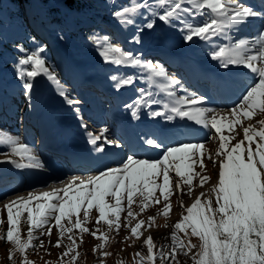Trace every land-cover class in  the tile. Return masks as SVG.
<instances>
[{"label":"snow or ice","instance_id":"obj_1","mask_svg":"<svg viewBox=\"0 0 264 264\" xmlns=\"http://www.w3.org/2000/svg\"><path fill=\"white\" fill-rule=\"evenodd\" d=\"M160 4L168 6L164 7L163 14H160L158 19L169 26H173V20L179 22L185 42L195 43L196 39L207 42L214 37L225 41L212 46L210 58L217 61L220 67L230 71L233 68L247 69L251 83L242 85L241 98L225 114L201 106L204 97L194 93L175 99L171 106L164 104V108L169 109L167 113L158 110L149 112L152 117L163 116L166 120L172 121L175 116L187 122H193L201 129H207L208 142L213 137L218 138L219 144L215 156L219 158V164L218 178L210 189L211 194L202 201L201 197H205L206 194L203 191L200 192L194 202L187 207L181 202L180 207L186 214L182 212V218L173 227L171 252L168 253L160 248L154 253L155 245L151 236L143 241L147 246V264H155L156 260L164 264L165 259L175 260L178 251L187 254L196 249L197 245L191 240L185 245L177 236V232H184L187 235V229L191 230L192 236L199 238V250L191 257L193 264H264V119L258 121L259 128L252 123L247 126L242 124V119L251 120L254 114L264 113V10L257 11L250 5L242 3L241 0H186L187 6L184 0H160ZM149 7L147 3L134 5L124 8L123 11H116L114 15L122 23L132 25L134 21L129 18V15L137 14L140 8ZM185 16L190 17L192 21H195L198 16L202 19L198 24L189 23L184 19ZM154 25V19L147 20L142 28L136 30L134 42L140 43L141 33L145 29H154ZM244 27H254L255 31L250 36L238 39L232 35L233 32H239ZM43 51V48L32 51L19 61L20 66L31 68V70H25L20 67L18 71V76L23 80L22 87L29 94L34 86L33 78L40 73L59 85L53 73L45 67V60L41 55ZM99 55L104 61L116 65H141L140 57L126 49L113 46L107 39L103 42ZM143 66L152 69L158 76H166L165 70L159 65L147 63ZM130 83H132L131 77L125 78L117 87ZM168 83L171 86L180 85L181 82L169 80ZM59 94L65 98L69 106L75 103L62 88ZM141 95H144V90H141ZM151 102L160 103V101ZM139 103L140 100H137L136 104ZM229 113L231 119L228 118ZM132 115L134 118H139L138 110H133ZM222 120H227V123H222ZM236 125L242 128L243 139L232 145L231 140L239 135L235 130ZM225 132L233 133V135H225ZM98 139L99 137L92 136L90 142L95 145ZM146 143L157 149L163 148L162 158H134L136 153L133 152L132 155L127 156L126 161L120 162L121 166L108 168L100 171L98 175L89 176L87 182L81 180L80 184L76 185L74 194L70 195V192L73 190V183L78 179L76 177H73L69 185L64 188L63 196L53 191L43 192L39 196L29 194L27 200L18 198L20 199L18 204L12 201L6 205L9 227L2 238L12 243L15 250L25 253L26 249L35 247L32 243L35 239L34 230L46 228V234L51 235L52 221L59 229L61 237L65 231L71 232L72 228L79 229L80 233L90 232V229L84 227L79 219L78 214L82 208L84 221L89 220V210L94 208L99 214L97 224L103 221L109 228L115 227L119 230L121 213L125 211L122 202L125 199L127 201V217L135 218L136 214L132 211L134 196L138 194L142 198L140 210L143 212L150 204L160 203V198L155 195L157 191L165 202L163 215L167 217L171 211L169 197L173 194L169 173L174 171L175 176L189 186L188 194L191 195L194 166L199 163L201 171L204 170L201 152L204 144L198 140L193 142L190 133L181 130H178V135L171 145L159 143L155 138L148 139ZM253 144L255 148L252 147ZM0 145L10 148V154L6 156L19 157L18 160H11L17 168L42 167L38 158L32 154L30 146L21 143L19 138L0 136ZM99 150L103 151V148L100 147ZM209 159H212L211 154ZM25 160L29 163L24 164ZM177 160L179 163H176ZM212 163L215 165L216 160H212ZM195 175L200 176V173ZM160 176L163 182L157 183L156 178ZM209 180V176L200 177V186L203 187ZM180 181L175 185L177 190L181 189ZM106 197L114 198V204H109ZM33 199L37 201L35 207L30 206ZM41 200L44 202L40 203ZM25 211L29 229L27 240L22 241L17 225L22 212ZM73 216L77 217L74 224L71 219ZM65 219L72 227L64 228L62 221ZM148 219L154 222L155 217ZM144 223L140 220L131 227L132 236L139 238L142 235L139 229ZM42 234L45 233L42 232ZM91 234L102 241L108 239L104 233L97 236L96 231H92ZM68 238L72 240L73 247H69L63 253L64 256L74 251L76 243L71 236ZM42 245L43 241L39 246L42 247ZM55 246H61L59 239ZM97 247L102 249L105 244H99L93 248V251H96ZM77 255L78 253L71 257L72 261L77 259ZM102 255L107 256L109 253L105 252ZM135 255L139 256L142 262L145 261V257L140 253ZM8 258L12 259V252H9ZM25 264H32V262L25 261Z\"/></svg>","mask_w":264,"mask_h":264},{"label":"rangeland","instance_id":"obj_2","mask_svg":"<svg viewBox=\"0 0 264 264\" xmlns=\"http://www.w3.org/2000/svg\"><path fill=\"white\" fill-rule=\"evenodd\" d=\"M184 2L185 6H187L186 0H184ZM144 3H147L150 7L140 8L138 9L137 14L129 15V18L134 21V24L132 25L122 23L114 15L116 11H123L126 7H133L134 5H142ZM5 4H9L8 8H11L12 11L15 12V15L8 12L6 9L7 7L3 3V6L0 7V36H2L4 40L8 41L12 46H14L15 42L21 39H24L25 41L31 40L32 43H35L37 38L32 33H28V38H26L27 28L24 24L22 25L19 20L26 22L31 29L36 26L40 29V31H42H39V37L47 39L45 41H47L49 45V52L43 51L41 54L42 58L45 60V67L53 73L56 79H58L57 77H63V73H65V75L67 74L65 78H61L62 80L59 81L61 87L58 89H45L42 86V82L50 79L43 73H40L38 76L33 78L32 83L34 86L29 94L22 87L23 81L20 82L17 78L20 79L18 76L20 67H23L25 70H31L30 66H20V60H18L16 63L18 65L17 70L12 73V66L5 63L6 56L4 54H0V102L3 106L5 105L3 109L4 113L12 112L10 115L15 114L14 117H12L11 125L6 123L5 120H0V136L19 138L21 143H25L30 146L32 154L38 158L41 165H43L44 159V157H42V152L44 150L42 149L45 148L44 144L46 143L45 141L48 137L49 130V128L47 129L46 127H49L47 125H51L45 121L53 119L51 117H54L57 114V120L61 119L64 124H69L70 121L69 119L66 120V118L68 117L71 119L70 113H73L74 109L80 111L83 110L86 113L84 115H87L88 117L94 116L95 118L93 119L92 117V119L95 121V119H100L101 117L104 118V113L108 109V107H103V103H100V94H97L93 88L85 85H79V83H81L79 77H93L97 73L99 75L104 73L101 74L103 76L110 73L108 75L110 79L116 77V79L123 80L131 77L132 83L129 85L135 86L145 83L144 87L148 86L146 89H140V94L136 96L135 100H140V103H142L143 106H148L152 101L149 88V85L151 84V80L149 79L150 71H146V67H143L142 61L141 65L138 66L116 65L104 61L99 55V52L105 39H107L113 46L126 49L138 57L141 56L144 50L151 46L158 49H169L173 53H177L179 48L186 47H190V49L192 48L193 52V49L195 50L199 45L200 50L196 49V53L204 57L211 55V51H205L200 45L201 42L206 41L196 39L195 43L185 42L183 39V29L179 22L173 20V26H169V24H166L158 19V16L163 14L164 7L168 6L167 4L162 6L160 4V0H86L80 7L65 4L62 0H23L21 3H14L12 0H6ZM260 10H264L263 7H260L259 11ZM16 12L20 13L18 14ZM18 15L21 17H18ZM36 15L39 17H36ZM37 19L39 21L36 24ZM149 19L155 20L154 29H145L144 32L141 33V42L135 43L133 37L136 30L142 28ZM184 19L186 22H195L198 24L202 17L198 16L195 21H192V19L187 16H185ZM12 26L13 30L16 31V36L14 39L9 40L2 34L8 36L6 32L9 31H4V29L8 28L12 30ZM248 28L250 30L247 33L248 36H250L255 29H253V27ZM62 30H65V33L62 34ZM71 30H73L74 33H71ZM90 33L92 34L91 36L95 42L93 43L94 45L86 40V37H91ZM240 36H246L245 32ZM238 38L240 37H237V39ZM218 41L219 44L225 43V41H221V39L214 38L211 41H207V44H218ZM89 43L92 45H89ZM40 44V41H37V44H32V49H27L22 52L21 54L23 56L20 55V58H25V56L30 54L32 51L42 48L39 46ZM0 46H2L1 38ZM150 59H148L149 61L147 62H151L154 66L155 64L161 63L160 60L152 61V57H150ZM172 75H176L175 70L169 72L168 78L169 80H178L173 78L170 79V76ZM243 76L241 79V86L246 83H251L248 76V78H243ZM244 79L246 80L244 81ZM201 86L205 89L210 87L207 83L201 84ZM61 88L73 101H75L72 106H69L65 102V98L59 94ZM141 90H144L143 96L141 95ZM242 92L243 89L238 92L234 99L230 101L228 100V103L226 102L224 105L229 109L234 107L241 98ZM5 93H9L8 95H11L10 97L12 98L10 100H6L7 95ZM28 94L30 98H34L33 101L27 100L26 97H28ZM207 94L213 100L214 95L211 94L209 90L207 91ZM39 102H41L40 112H38ZM215 103L218 104V101ZM205 106H210V104H205ZM153 110L164 111L161 107L153 108ZM261 114L263 113L254 114L251 120L242 119L243 126H247L249 123H252L259 128L258 121L264 119V117L260 118ZM74 115L77 116L78 114L76 115L74 112ZM46 117L49 119L45 120L43 124L42 121ZM228 118L231 119L230 113L228 114ZM222 123L226 124L227 120H222ZM107 126L108 124L104 126V129L107 128ZM87 128L92 127L87 125ZM34 130L40 138V143L38 144L39 149L42 151H38V147L35 146L37 143L36 141L33 142L32 138H28V132H32L34 135ZM235 130L239 133V135H237L234 140H231L232 145L243 139L241 126L236 125ZM225 135L231 136L233 133L225 132ZM35 139H37L36 135ZM258 139L259 138H257V140ZM167 141L170 142L168 144H173V142L169 140ZM199 142L204 144V148L201 150L203 153L204 170L201 171L199 163L194 166L193 183L191 185L193 191L191 195L188 194L189 186L183 184L182 181H180V178L175 176L174 171L169 173L170 187L173 194L169 197L171 211L167 217L163 215L165 202L163 197L160 196L159 191H157L155 195L160 198V203L150 204L143 212L140 210L142 198L136 194L132 205V211L136 214L135 218L127 217V201L125 199L122 202V207L125 208V211L121 213V227L119 230L115 227L109 228V226L103 221H100V223L97 224L96 221L99 214L94 208L89 210V220L84 221V209L82 208L78 216L82 221L83 226L90 229V232L80 233L79 229L72 228L71 232L65 231V234L61 237L59 229L55 226L54 221H52L51 223L53 227L51 235L49 236L46 234V228L44 230H34L35 239L32 243L35 247L26 249L25 253H20L15 250V246L12 243L6 242L2 238L6 235L9 225L7 224L6 207L2 210V206H0V264H25V261L32 262V264H147V246L144 245L143 241L149 236L153 238V243L155 245L153 250L154 253H156L160 248H163L166 252L170 253L173 227L175 223L182 218V212H184V209L180 207L181 202L185 207L190 206L194 202L196 196H198L202 191L206 194L205 197H201V200L203 201L211 194L210 189L212 185L216 183L218 178L219 158L215 156V152L218 149L219 144L218 138L213 137L211 141L208 142L207 136H204L199 140ZM80 143L82 144L84 142L81 141ZM245 144H247V142H245ZM252 147L255 148V144H253ZM6 154H10V148L0 145V164L3 160H8L6 162L7 164L2 167L7 170L9 169V171L5 170L6 172L11 173L10 170L16 168L15 164H13L11 160H18L19 157H11L10 155L6 156ZM209 154H211L212 159H209ZM158 156L160 157V155ZM123 159L126 160V157L123 156ZM212 160H216L215 165L212 163ZM23 163L28 164L29 161L25 160ZM176 163H179V161L177 160ZM109 167L111 166L109 165ZM35 168L43 171L40 167ZM195 173H200V176H196ZM202 176L210 177V180L205 183L203 187H201L199 183L200 177ZM178 181L181 183L180 190H177L175 187ZM156 182L162 183V176L157 177ZM79 184L80 182L75 180L72 185L73 190L70 192V195L74 194L75 187ZM68 185L69 183H65L64 186L62 185L63 190ZM63 190L60 192L61 196H63ZM105 199L109 204H114L115 202L112 197H106ZM43 202L44 201L42 200L40 203ZM36 203L37 201H31L30 206L35 207ZM13 211L15 212V206L13 207ZM184 214H186V212H184ZM149 217H155L154 222L149 221ZM76 218V216L71 218L73 224L75 223ZM140 220H143L145 223L141 229H139V232L142 233V235L137 238L132 236L131 227L135 226V224ZM62 224L65 229L72 227L67 219L63 220ZM149 224H151L150 227ZM17 228L19 230L21 240L26 241L29 229L26 211L22 212ZM163 229L165 231L161 232ZM92 231H96L97 236L104 233L108 239L106 241L97 239L91 234ZM42 232L45 234H42ZM187 233L188 234L185 235L184 232H177V236L185 243V245H187L188 241L191 240L193 244L197 245V248L193 249L191 252H187V254L178 251L175 260L169 261L168 259H165L164 264H193L191 257L199 250V238L192 236L190 229H187ZM69 236H71L76 243L74 251L69 252L67 256H64L63 253H65L69 247H73L72 240H69L68 238ZM58 239L61 241L60 247L55 246ZM41 241H43L42 247L39 246ZM101 243H104L105 247L102 249L97 247V250L93 251V248ZM9 252H12V259L8 258ZM105 252L109 253V255H102V253ZM77 253V259L72 261L71 257ZM136 253H140L144 256L145 261L142 262L140 257L135 255ZM155 264H161V261L156 260Z\"/></svg>","mask_w":264,"mask_h":264},{"label":"bare ground","instance_id":"obj_3","mask_svg":"<svg viewBox=\"0 0 264 264\" xmlns=\"http://www.w3.org/2000/svg\"><path fill=\"white\" fill-rule=\"evenodd\" d=\"M241 2L250 5L257 11H259L260 7H263L264 9V0H256V4H251L246 0H241ZM249 30L250 29L248 27H244L239 32H233L232 35H238L235 36L237 38L241 37L240 35L245 32V35L248 36L247 32ZM221 41L223 40L221 39ZM214 44L201 42L200 45L205 51H211V47ZM196 49L200 50L199 45ZM196 49H193L192 52V48L190 49V47L179 48L177 50V53H173L169 49H158L154 46H151L148 49L144 50V52L141 54L140 57L142 60L145 56L151 55L154 57H158L161 62H164V65H161V67H163V69L165 70L166 76L161 77L153 72L151 73V84H148L152 101H160L159 104L152 102H150L148 106H143L142 103L136 104L135 98L137 95H139V90L143 88L146 89L148 88V86L144 87L145 83H141L135 86H131L128 84L121 85L120 87L116 86L117 91L123 92L121 95L122 98H124L123 101L125 102L122 107L117 109L118 106H116V103L114 101L111 102L112 99H110V101L108 99V96L111 92L109 89V84L115 83V79L106 80L105 76L101 75L103 73H101L100 75L97 73L93 77H79L81 82L79 83V85L96 88V93L100 94L99 97H105L107 99H105L106 103L111 102V110L104 114V118L101 117L100 119H95V121L93 120L94 123H96V126H93V128H87L86 124L85 128L81 131V136L71 134L70 124H64L61 119L57 120V114L54 117H51L53 119L50 120H47L49 119L47 117L44 118L42 121L43 124L45 120H47L45 122L51 124L47 125L49 127H46L47 129L49 128L48 137L51 136V139L47 143L46 150H44V148L42 149L44 150L43 152L48 151L52 152L53 155H59L60 157H63L66 162H70L76 167H84L87 165L94 166L96 167V175H98L100 171L121 166L120 162L126 161L123 159V148L121 144L119 145V141L112 139L111 143H107V141H110L109 138L113 137L112 135H117L124 138L126 137V135L133 137L137 133L138 129L148 131L150 134L156 133L155 130H157L158 132L155 136L156 141L165 145L170 143L167 140L171 142L174 141V138H176V136L178 135V130L190 133V137L193 138V142L197 140L199 141L204 136H207L206 133L208 132V130L201 129L200 126L196 125L193 122H187L186 120L175 116L172 121H168L163 116L152 117L149 115V112L156 107L163 108L164 111L161 112L167 113L169 109H165L164 104L167 103L169 104V106H171L175 99L182 98L189 93H194L198 96L204 97L201 106L204 107L205 104L209 103L210 106H205L206 108L215 109L217 110V112H220L222 114L228 113V110L230 109L226 107L224 103H228V100L230 101L234 99L238 92L243 89L241 86V79L243 75V78H246L247 76L249 77L248 70L245 68H233L230 71L228 69L222 68L217 61H214L210 58L211 55L204 57L196 53ZM147 63H143V65ZM171 67L179 70L180 77L178 81L181 82L180 85H172L173 87L169 86V80L167 77L168 73L170 72L169 68L171 69ZM151 70L152 69L146 68V71ZM66 75L65 73H63L62 78H65ZM245 80L246 79H244V81ZM205 83H208L211 86V91L214 95L213 100L209 97L207 91L203 89L204 87L202 88L201 86V84ZM216 101H218V104L215 103ZM213 103L218 106L214 105ZM133 110H138L139 118L133 117ZM75 111L77 110L74 109L73 112ZM72 114L73 113H70L71 119L67 117L66 120L69 119L70 123L72 122L74 127L79 128L81 124L76 122L77 118L72 120ZM14 115H12V117H14ZM92 117L93 119L95 118L94 116ZM108 122L110 123V128L104 129L103 127ZM105 130L107 131L105 132ZM28 135L30 136L31 133L28 132ZM92 136L99 137L95 145L90 142ZM180 138L183 139L184 137ZM75 140H78L80 142L82 141L84 143L80 144V142H77L78 144H73L72 141ZM101 146H106V150L112 152L111 154H109V159L110 161H112L111 163L103 164V158H100L96 154L100 153L99 148ZM129 147L131 150H133V152L136 153V157L134 158H156L159 157L158 155H160L161 157L164 151L163 148L157 149L153 146L148 145L146 141L143 143V147L137 146V144L133 142L129 143ZM99 161L101 164H103V166H96ZM109 165L111 167H109ZM32 172L33 174L29 176L27 180H22L20 178H17L15 173L6 172L2 165H0V185L3 187L2 191L0 192V206H2V210L12 201H16L17 204L20 203V199L18 198H23L24 200L29 199V194H32V196H39L43 192L51 193L53 191H56L60 194V192L63 190L64 184L72 181V179L68 178L67 175L63 172L59 175H53L48 172H41L35 169H32ZM32 201L36 200L33 199ZM163 231L165 230H161V232Z\"/></svg>","mask_w":264,"mask_h":264},{"label":"trees","instance_id":"obj_4","mask_svg":"<svg viewBox=\"0 0 264 264\" xmlns=\"http://www.w3.org/2000/svg\"><path fill=\"white\" fill-rule=\"evenodd\" d=\"M23 0H12V2L14 3H21ZM65 4H68V5H73V6H81L86 0H62ZM6 0H0V7L3 6V3L4 5L7 7V11L10 12L12 15H15V12L12 11L11 8H8V5L9 4H5ZM53 7V6H52ZM12 11V12H11ZM16 13H20V12H16ZM18 17H21L20 15H18ZM36 17H39L38 15H36ZM54 20V19H53ZM38 19H37V22L36 24L38 23ZM19 22L27 28V32H26V35L28 38V33H32L36 38H37V41H40V45L43 49H44V52H49V45L47 43V39H42L39 37V31L40 29L37 28L35 26V28L33 27L32 29L28 26V24H26V22H23L21 20H19ZM58 23V22H57ZM54 25V24H53ZM57 25V24H55ZM97 27V26H96ZM54 29V28H53ZM56 29V27H55ZM54 29V30H55ZM56 31V30H55ZM72 32L71 33H74L73 30H71ZM42 32V31H40ZM65 33V30H62V34ZM0 38L2 39V46H0V54H4L6 56V59H5V63L6 64H10L12 67H11V72L14 73L16 72L17 70V61L20 60V55H22L21 53L26 51L27 49H32V44H37V41L34 43L31 42V40H28V41H25L24 39H21L17 42L14 43V46H12L8 41L4 40L1 36ZM89 45H92L89 43ZM23 56V55H22ZM18 81L22 82L23 80L20 78H17Z\"/></svg>","mask_w":264,"mask_h":264}]
</instances>
